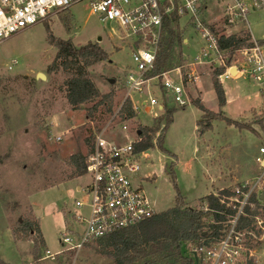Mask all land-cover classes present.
<instances>
[{
  "label": "rangeland",
  "instance_id": "obj_1",
  "mask_svg": "<svg viewBox=\"0 0 264 264\" xmlns=\"http://www.w3.org/2000/svg\"><path fill=\"white\" fill-rule=\"evenodd\" d=\"M209 12L210 20H219L218 8L213 7ZM247 21L252 38L262 42L264 61V3L249 13ZM178 29L182 40L174 47L169 70L181 67L188 71L185 65L198 55L204 42L187 17H179ZM50 36L54 40H69L74 46L97 43L107 54V60L89 69V75L101 94L113 93L110 113L99 107L88 118L86 114L93 103L78 109L67 104L62 85L65 76L47 71L56 53V47L49 42ZM133 44L132 40L123 39L112 24H101L91 13L87 0L74 3L67 10L0 42V259L5 263L114 264L92 250L94 242L72 252L63 251L59 240L65 232L68 212L74 210V200L83 197V192H77L76 187L84 188L89 181L84 174L66 179V172L72 171L67 160L76 153L88 154L93 133L107 126L122 101L124 78L128 72L136 71L131 57ZM195 71L202 83L196 81L195 88L205 106L217 112L215 95L207 87L211 84L212 69L204 65ZM38 73L45 79L36 78ZM222 85L229 99L221 110L223 115L247 127L214 119L202 130L197 126L202 119L200 112L191 103L184 107L170 104L175 109L171 121H160L159 130L164 129L160 146L156 145L138 178V185L154 201L156 212L174 205L176 190L184 205L200 208L204 195L210 192L217 195L216 189L229 184L224 180L227 173H235L234 180H251L259 173L253 158L258 148L264 146V77L262 84L244 75L223 79ZM193 89L192 84L190 97ZM260 117L263 118L259 123ZM136 121L141 124L137 123L136 127L131 124V127L158 125L156 119L142 114L141 109ZM118 126H109L105 135L112 137L110 132ZM169 167L176 189L165 171ZM150 172H154L151 178H141ZM259 193L263 195L264 210V194L262 190ZM24 225L38 231L41 242L36 247L37 261L33 260L34 238L20 240L13 236L12 229L24 228ZM252 251V264H264V233L252 244Z\"/></svg>",
  "mask_w": 264,
  "mask_h": 264
},
{
  "label": "built area",
  "instance_id": "obj_2",
  "mask_svg": "<svg viewBox=\"0 0 264 264\" xmlns=\"http://www.w3.org/2000/svg\"><path fill=\"white\" fill-rule=\"evenodd\" d=\"M80 1L83 0H0V42ZM87 1L91 13L101 24H112L123 39L134 42L131 57L136 71L126 74L122 85L124 97L107 126L93 133L84 166V175L89 181L84 188L76 187L77 192H83V197L74 200V210L68 212L65 232L59 240L63 251L72 252L158 213L154 201L138 185V178L145 162L152 157L161 129L155 134L151 147L140 148L144 136H140V131L135 128L137 123L141 124L136 121L139 109L154 120L164 113L166 105L174 103L177 107H184L189 104V88L197 80L195 68L198 66L224 67V72L218 75L220 82L234 78L229 73L232 67H236L235 73L239 72V76L247 75L259 84L264 77L260 44L252 38L247 21L249 13L263 6L264 0ZM213 7L219 9L218 21L208 18ZM173 12L179 17H187L204 44L198 55L185 65L188 71L176 67L150 75L163 36V21ZM217 26L220 31L216 30ZM240 30L249 34L252 45L235 51L227 66V55L220 49L218 40L221 36L240 35ZM238 63L241 65L237 67ZM143 94L144 97L139 99ZM126 103L133 113L129 118L122 111ZM114 124H118V128L110 132L112 137L106 136L107 128ZM253 159L259 169L257 176L231 184L227 188L230 195L220 200L226 208L234 210V215L220 224L218 237L191 248L197 264H248L253 259L252 244L258 242L264 233L263 195L259 193L262 190L264 194V146L258 148ZM141 178L150 177L147 173ZM247 210L257 213L250 226L240 227V218L247 216ZM47 256H50L48 252Z\"/></svg>",
  "mask_w": 264,
  "mask_h": 264
},
{
  "label": "trees",
  "instance_id": "obj_3",
  "mask_svg": "<svg viewBox=\"0 0 264 264\" xmlns=\"http://www.w3.org/2000/svg\"><path fill=\"white\" fill-rule=\"evenodd\" d=\"M178 19L179 16L176 12H173L163 21V36L154 69L150 75H157L169 69L174 47L182 40V33L178 29ZM239 32L240 35L221 36L218 40L220 49L227 55L225 60L227 66L230 64V58L235 51L252 45L249 34L245 30ZM49 42L56 47V53L47 67V71L50 73L61 72L65 76L62 85L67 104L72 109H78L84 104L93 103L87 111L86 117L88 118L99 107H103L106 112L110 113L113 93L101 94L89 75V69L97 63L107 60V54L97 43L89 42L83 46H74L69 40H54L51 36ZM257 42L262 43L261 41ZM223 72L224 67L212 69L211 71V87L217 101V112L205 108L197 98L190 101L201 112L202 119L197 122V126H201L202 130L207 129L210 126V121L214 119H224L228 125L247 127L242 123L226 118L221 111L226 104V98L218 75ZM174 110V107L166 105L163 116L156 119L157 126L139 125L140 136H144L142 143L139 145L140 148L151 147L152 140L159 130L160 121L165 120L166 123H169ZM122 111L126 118L133 116L128 103L124 105ZM123 115L120 116L123 117ZM262 118L260 117L259 123ZM163 133L164 129L160 131L157 137L158 147ZM86 141L87 143L90 142L89 139H86ZM85 159L86 156H81L79 153L69 156L67 163L72 171H65L68 174H65L66 179L84 174ZM165 171L176 189L171 167ZM229 195L227 189L218 191L217 195L208 194L201 200V207L194 208L184 205L181 195L176 190L172 207L158 212L135 226L118 230L93 241L95 246H92V250L109 258L114 264H195L191 248L202 241L207 242L211 238L218 237L221 229L220 224L235 213L234 210L226 208L220 202L222 197H228ZM256 213L247 210V216L240 218L239 226H250ZM17 227L15 226L12 229L14 238L20 240H26L25 237L34 238L32 239L35 243L33 260L37 261L39 254L36 252V247L41 242L38 231H32L30 226L25 225L24 228ZM89 244L87 243L85 246H90ZM253 261L254 259H251L248 264H252ZM0 264L7 263L0 259Z\"/></svg>",
  "mask_w": 264,
  "mask_h": 264
},
{
  "label": "crops",
  "instance_id": "obj_4",
  "mask_svg": "<svg viewBox=\"0 0 264 264\" xmlns=\"http://www.w3.org/2000/svg\"><path fill=\"white\" fill-rule=\"evenodd\" d=\"M239 66V65H241L240 63H238V64H236V66ZM202 66H204V65H202ZM237 66V67H238ZM199 67V66H198ZM201 67V66H200ZM236 68V67H235ZM210 69V68H209ZM197 74V73H196ZM240 74H239V72H237V73H235V75L233 76L234 77V79H238V78H240V77H242V76H239ZM201 78H200V76L197 74V80L196 81H200V83H201V80H200ZM202 84V83H201ZM192 85V84H191ZM221 85H222V81H221ZM193 86H194V89H193V91H192V94H193V97H190L191 99H199L200 100V102L204 105V107L205 108H207L205 105V103H204V101H203V99L200 97V93L198 92V90L195 88V83H193ZM207 87H210L211 89H212V87H211V84L210 83H208V85H207ZM222 87H223V85H222ZM192 90V89H191ZM223 90H224V94H225V98H226V102H228V96H227V94H226V91H225V89L223 88ZM190 93V92H189ZM214 93V92H213ZM216 99V98H215ZM216 108L218 109V107H217V101H216ZM208 109V108H207ZM213 109V108H212ZM200 112V111H199ZM200 116H201V112H200ZM257 153V152H256ZM255 153V154H256ZM255 156V155H254ZM162 171H163V168H162ZM250 168L247 170V172L246 173H250ZM149 174V177L151 178L152 177V175L154 174V172H150V173H148ZM234 174L235 173H227L225 176H224V180H226L227 179V181L229 182V184H226V185H224V186H222L221 188H219V189H216V192H217V190L218 191H220V190H222V189H227L231 184H233L234 182H236V181H243V180H245V179H243V180H240V179H235L234 180ZM227 175H230V177H229V179H228V177L226 178V176ZM215 192V191H214ZM211 193V192H210ZM210 193H208V194H210ZM208 194H206V195H208ZM206 195H204V196H206Z\"/></svg>",
  "mask_w": 264,
  "mask_h": 264
},
{
  "label": "water",
  "instance_id": "obj_5",
  "mask_svg": "<svg viewBox=\"0 0 264 264\" xmlns=\"http://www.w3.org/2000/svg\"><path fill=\"white\" fill-rule=\"evenodd\" d=\"M98 41L100 40V38L97 39ZM229 73L234 76L235 75V67H232L230 70H229ZM36 78H39L40 80H44L45 79V76L41 73H38L36 75ZM110 83L113 82V80H109ZM194 259H195V264H197V258L194 256Z\"/></svg>",
  "mask_w": 264,
  "mask_h": 264
}]
</instances>
